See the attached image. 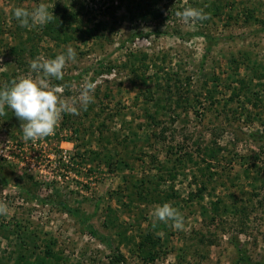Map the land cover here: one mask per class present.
<instances>
[{"label": "rangeland", "instance_id": "obj_1", "mask_svg": "<svg viewBox=\"0 0 264 264\" xmlns=\"http://www.w3.org/2000/svg\"><path fill=\"white\" fill-rule=\"evenodd\" d=\"M213 2L220 11L206 20L189 24L176 16ZM41 3L52 12L61 6L76 12L67 42L52 40L50 23L24 30L12 16L16 7L31 11ZM158 6L162 18L142 20L131 19L119 0H0V87L28 75L33 59L54 58L67 46L77 53L56 85L77 111L62 112L53 134L25 140L13 111L0 109V202L8 206L0 214V264H16L19 251L29 260L39 253L20 245L14 232L20 226L37 247L52 240L69 264H112L117 251L125 264H243L235 241L250 261L264 264V79L229 60L247 52L264 63V0H159ZM248 9L256 20L245 21ZM76 25L81 30H72ZM196 31L211 39L189 35ZM21 41L18 64L8 49ZM129 52L146 53L156 64L138 70L145 82L122 65ZM238 75L248 89L229 101ZM86 82L95 87L84 110ZM217 148L215 158L205 154ZM158 176L159 193L174 191L165 203L180 212V227L156 220L153 209L162 203L135 193L134 183L151 187ZM201 185L200 198L194 193ZM216 198L222 203L213 214ZM88 224L111 244L90 234ZM147 230L160 244L146 261L134 250L148 245Z\"/></svg>", "mask_w": 264, "mask_h": 264}, {"label": "trees", "instance_id": "obj_2", "mask_svg": "<svg viewBox=\"0 0 264 264\" xmlns=\"http://www.w3.org/2000/svg\"><path fill=\"white\" fill-rule=\"evenodd\" d=\"M124 1H125L126 10L131 19L139 18L142 20H149V19L162 18L163 11L158 6L159 0H119L120 4L124 3ZM220 6L221 4L213 2L210 5L206 6L203 11H205L207 14L212 13V14L217 15L220 11L219 9ZM60 10H61L60 13H58L57 10L55 11L53 10L54 17L52 21L50 22L52 33L51 34L49 33V35L52 38V40L64 43V42H67L69 39L68 37L69 33H67V29H68L67 26L68 24L71 23V21L77 20V15L75 11H71V10L68 11V8L66 6H61ZM246 12L247 14L245 16V21L256 20V18L254 17L253 11L251 9H248ZM22 28L26 30L24 27ZM72 30L76 31V30H81V29L79 28L78 25H76L75 27L72 28ZM192 34L200 35L206 38L207 40L211 39L210 35L204 33L203 31H196V33H191L189 35H192ZM22 47L23 45L21 41L20 45H17V44L10 45L8 49L9 54H11L12 56H15L14 60L18 64H20V59H21L20 57L23 52ZM239 56L241 59L239 58L234 59L233 57H231L229 59L230 62H236L237 64L241 62L243 65H246L249 68L251 72V76H252L251 78L257 79V80L264 79V63L263 62H259L256 58L251 59L247 52H240ZM147 59L148 57L146 53L136 54L133 52H129L126 56L125 61L122 62V65L128 66L130 68L129 69L130 72L134 74L135 77H138L140 80L145 82L146 78H145L144 72H142V74L139 75L137 73L138 70L140 68L148 69L149 66H151L152 64L156 66L154 62L148 63ZM216 78L217 77H215L213 80H215ZM235 81L237 82L238 86L230 88L231 96L229 98V101L234 100V98L238 97V94H240L241 91L248 89L247 78H245V76L238 75ZM53 84L57 85L61 83L60 81H54ZM214 92H215V88L207 89V96L209 97L213 96L211 94ZM254 93L257 95V97L259 96L257 92H254ZM155 101L158 102V99ZM218 151H219V148L215 149V151H211L210 153H205V154L209 156V158H215V155L217 154ZM188 158L191 160L190 155H188ZM168 176L170 178H174L175 173L170 171L168 172ZM157 179L158 180L154 182L155 184L151 187L144 186L143 183H140L142 182L140 180H139L140 181L139 183L133 184V187L136 188L135 193L137 194V197L139 200L145 201L146 203L157 202V203L163 204L165 203L167 199L175 196V194L173 193L174 192L173 190H170L169 192L159 193L160 191H158L156 187L159 184V181L162 180V177L158 176ZM204 190H205V186L201 185L200 187L196 189L194 194L201 198L202 192ZM220 203H222V201L218 198H216L214 201L210 203V210L213 212V214H218V207L220 206ZM60 206L63 210H65V212H68L69 214H73V215L75 214L76 216L80 215L82 222L84 223L88 222L87 219L83 217L81 213H79V211H77L76 209L72 207H69L66 203L60 202ZM222 210H227V206H223ZM205 211L206 209L203 210V212ZM244 211L245 209L243 208L238 209L239 213H244ZM213 219H214V215H211L210 220L213 221ZM16 226H20V225L16 223ZM87 229L89 233L92 234L94 237L99 238L101 241L107 243V245L111 244L108 237H106L105 235L99 234L89 224L87 225ZM16 231H18L17 236L19 237V243L21 246L30 245L31 250H39L38 254H33L34 257H32L31 260H29L28 258L29 255H26L25 253H23V251H19L17 253V257H15L16 264H18V262L20 264H69L67 257H64V255H62V252L55 251L54 248L50 246L51 243H53L52 240L45 242L41 246L38 245L37 247V245H35V237H33L32 235L33 233H26V230L22 229V226H20L19 229L17 228L14 230L15 233ZM118 234L123 237L121 240H127L130 242V238H126L125 231L124 232L119 231ZM143 237H145L144 240L147 241L148 245L146 246L145 243L139 242L135 244L134 251L136 252L138 256H140L144 260L146 258H147L146 261L152 260L156 256L157 252L156 251L151 252L150 250L151 248H154L156 245L160 244L159 239H157L158 237L157 236L155 237L153 233L149 232V230L146 231ZM234 243H235L234 245L236 246V250L239 254L238 260L240 262H242L243 264H260V263H255V262L250 261L248 256L244 253V250L239 246L238 241H235ZM122 258L123 256L117 251V254H115V258L112 259L110 262H112V264H125L124 259Z\"/></svg>", "mask_w": 264, "mask_h": 264}, {"label": "clouds", "instance_id": "obj_3", "mask_svg": "<svg viewBox=\"0 0 264 264\" xmlns=\"http://www.w3.org/2000/svg\"><path fill=\"white\" fill-rule=\"evenodd\" d=\"M13 18L21 27L30 24L50 23L54 17L45 3H41L31 11L24 7H16L12 11ZM176 16L185 23H195L208 19L203 9L185 7L177 11ZM77 53L71 46L50 59H33L30 63V73L10 83L6 88L0 87V109L5 106L11 109L14 116L21 122L22 134L25 140H35L53 134L62 112L76 113L75 107L69 108L62 99L61 86L51 85L52 80L63 81L66 64L76 61ZM95 85L86 82L81 89L80 106L86 110L93 101L91 93ZM7 204L0 202V214L7 211ZM156 220L160 222H173L180 227L183 218L180 212L168 203L156 206L153 209Z\"/></svg>", "mask_w": 264, "mask_h": 264}]
</instances>
